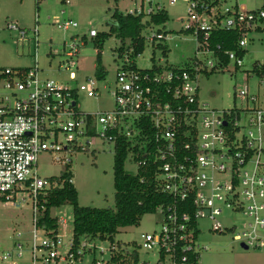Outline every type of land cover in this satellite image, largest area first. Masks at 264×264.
Here are the masks:
<instances>
[{"label": "built area", "instance_id": "built-area-1", "mask_svg": "<svg viewBox=\"0 0 264 264\" xmlns=\"http://www.w3.org/2000/svg\"><path fill=\"white\" fill-rule=\"evenodd\" d=\"M134 1L136 6L123 14L142 18L143 30L152 33L145 34V41L164 39L165 32L152 31L157 24L150 20L152 15L167 14L164 3ZM184 1V29L195 38L196 55L181 67L157 65L162 70L151 73L133 70L126 52L110 91L114 106L103 111H83L77 102L80 92L99 95L94 78L77 83L80 46L99 35L96 29L90 26L87 32L74 33L46 54L49 63L61 57L56 70L66 71L68 79L76 82L64 85L46 76L39 65L37 14L31 29L16 21L7 24L17 41L32 45L33 62L23 67L0 66V205L29 204L34 217L27 238L14 243L12 251L1 252L0 264H75L86 248L95 247L83 237L73 248L71 239L62 255L59 227H66L67 219L54 216L57 228L53 231L38 224L47 197L59 186L55 176L38 174V161L46 154L65 166L77 152L92 153L96 140L113 142L114 149L119 139L125 140L128 158L134 159L136 151L145 158L134 161L136 165L146 159L157 164L161 189L173 197V203L159 207L163 213L160 232L142 233L138 244L139 251L158 252L153 264H194L199 255V220H208L211 231H237L233 239L247 248L264 246V232H260L264 230V107L257 104L259 96L249 95L245 87L235 94L249 99L251 107L214 108L201 101L197 85L200 73L224 70L230 62L241 67L249 44L264 46V5L247 9L225 6L224 0ZM52 24L63 30L78 26L70 18H55ZM217 30L236 33L235 49L212 43ZM253 69L261 73L254 65ZM225 212L243 217L239 229L220 223ZM100 252L104 253L102 247ZM108 260L94 258L93 264H108ZM137 264L151 263L139 256Z\"/></svg>", "mask_w": 264, "mask_h": 264}, {"label": "rangeland", "instance_id": "rangeland-1", "mask_svg": "<svg viewBox=\"0 0 264 264\" xmlns=\"http://www.w3.org/2000/svg\"><path fill=\"white\" fill-rule=\"evenodd\" d=\"M160 1L165 5L168 19L164 25H154L152 31L161 29L166 36L164 39L155 40L154 43L145 41L142 53L135 57V63L139 68L166 64L181 67L196 55L195 38L184 29L187 4L184 0H176L174 4L167 3V0ZM224 5L253 9L263 6L264 0H224ZM135 6L134 0H68V3L62 0H42L39 3L36 0H0V66L23 67L32 64V45L17 41L15 33L8 30L7 24L16 21L21 27L31 29L36 23L37 14L39 65L45 69L44 74L64 85L76 84L68 79L66 71L56 70L57 62L61 57L55 56L49 63L46 54L50 49L60 48L62 41L68 40L70 35L87 32L92 26L100 36L103 34L105 36L100 43L96 42L99 35L96 39L87 38L84 45L80 46L77 83L87 77L94 78L99 95L88 97L80 92L77 102L79 108L86 112L110 110L114 106L110 91L114 87L116 72L127 57L126 52H130L129 49L127 50L130 41L125 39L123 54L119 55L118 47L121 45V40L115 33L110 32L111 15L114 11L125 13ZM61 10H64L63 14ZM55 18H70L76 21L78 26L69 30L60 29L52 24ZM145 34L152 33L142 30V35L146 36ZM159 42L166 45L168 49L166 55L157 46ZM97 49L100 50V60L105 71L103 79H99L95 73ZM246 50L241 67L236 68L234 63L230 62L224 70H216L208 74L200 73L197 76L201 101L219 109L251 107L253 103L249 99L244 100L235 94L239 89L247 87L249 95H258L257 104L264 107V72L258 74L253 69L254 61L264 62V46L255 42L249 44ZM197 56L201 57V54ZM208 59L211 60L212 57L208 56ZM245 74L248 75L246 78ZM90 150H94V153L80 151L71 156L70 170L73 175V185L78 193V203L81 206L114 208V143L96 140ZM124 168L132 174L137 171L136 163L130 158L126 159ZM63 169L64 164L55 162L49 155L45 154L39 158L38 174L41 177L58 176ZM29 207V204L19 208L7 204L0 205V253L12 251L14 243L23 241L31 232L34 215ZM51 214L67 219L66 227H59L64 244L59 251L63 255L72 238V206L64 204L54 207ZM162 220L163 213L161 208H158L155 213L145 214L138 225L121 228L115 235V241L129 245L140 244L142 233L160 232ZM219 220L224 227L228 228L231 224H235L239 229L243 217L225 212ZM198 226L201 229L196 243L199 247L198 264H264V246H249L245 249L232 237L237 231H211L208 220H199ZM83 239L80 237L81 241ZM91 243L95 247L86 248L75 264H93L94 258H109L108 241L94 240ZM100 247L104 249V253L100 252ZM158 255L157 251L148 253L144 250L140 251V258L147 259L151 264L158 259ZM27 256L26 250L24 263H27ZM57 264L68 263L59 261Z\"/></svg>", "mask_w": 264, "mask_h": 264}, {"label": "trees", "instance_id": "trees-1", "mask_svg": "<svg viewBox=\"0 0 264 264\" xmlns=\"http://www.w3.org/2000/svg\"><path fill=\"white\" fill-rule=\"evenodd\" d=\"M110 32L115 33L121 40L118 47L119 55L124 50V41H130L127 50L132 48L128 54L130 67L133 70L160 72L161 66L153 65L151 68H139L135 63V57L142 53L145 44V38L142 30L145 24L140 16L123 14L114 11L111 15ZM168 17L166 13L155 14L151 16V21L158 24H164ZM159 30V29H158ZM100 36V35H99ZM105 34L98 36L97 43L103 41ZM237 35L229 30H217L213 33L212 43L220 44L223 49H235ZM157 46L162 53L166 55L168 51L166 45L159 42ZM97 61L95 73L99 79L104 78V67L100 60V50L97 49ZM187 62L186 64H188ZM255 68L264 72V65H257L253 62ZM169 66V65H168ZM166 66V67H168ZM213 72V71H211ZM209 72V73H211ZM208 74V73H206ZM128 143L119 139L114 149L113 161V186H114V208H98L92 206H81L78 203V193L72 182V172L70 163L64 166V169L54 178L59 183L52 194L47 197L43 213L39 217V225L53 231L57 228L56 218L51 215V210L64 204L72 206L73 226L72 242L73 248L77 246L80 237L87 240H102L109 242L110 257L108 264H137L140 256L138 244H124L115 241V235L121 228L127 226H136L145 214L155 213L159 207H164L173 203V197L161 189L157 178V164L146 159L145 163H138L136 173L132 174L125 170L124 164L128 158ZM94 153V151L92 152ZM134 159L131 161L144 160L145 158L134 153ZM129 246L130 248H127ZM198 264V259L194 260Z\"/></svg>", "mask_w": 264, "mask_h": 264}, {"label": "water", "instance_id": "water-1", "mask_svg": "<svg viewBox=\"0 0 264 264\" xmlns=\"http://www.w3.org/2000/svg\"><path fill=\"white\" fill-rule=\"evenodd\" d=\"M241 246H242L243 248H245V249L247 248V246H246V245H244V244H241Z\"/></svg>", "mask_w": 264, "mask_h": 264}]
</instances>
